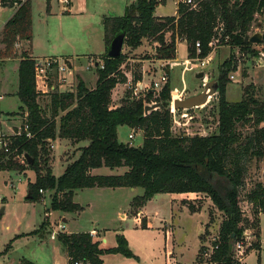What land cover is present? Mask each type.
<instances>
[{
	"label": "trees",
	"instance_id": "trees-1",
	"mask_svg": "<svg viewBox=\"0 0 264 264\" xmlns=\"http://www.w3.org/2000/svg\"><path fill=\"white\" fill-rule=\"evenodd\" d=\"M192 2L194 8L180 2L175 16L157 18L154 16L155 9L165 6V0H136L125 7L122 16L105 17V51L101 58L102 68L97 69L95 87L88 90L79 79L75 92L50 93L49 115L39 104L41 95L36 91L35 60L24 50L17 70L16 93L21 104L18 110L22 115L21 135L12 142L11 149H17V153L32 160L27 167L35 173V181L28 184V202L39 201L40 191L54 190L48 211H81V207L73 202V196L75 191L82 189L141 188L142 195L132 199L135 208L145 205L156 194L203 195L224 216L218 228V241L211 262L239 264L233 248L236 242L242 240L248 222L239 206L240 192L245 186L250 160L264 158V102L256 101L247 91L237 103L226 100L231 61L225 60L218 71L217 131L205 137L173 136L172 116L168 109L171 92L168 83L155 100H152L153 92L137 100H132L131 92H128L120 105L110 107L112 90L127 80L120 71L125 56L120 54L114 60L105 57L116 35L124 34L123 45L130 49L139 47L143 40H153L156 45L153 59L157 61L176 59L177 37L186 43L189 59H204L211 51L208 44L212 40L217 41L216 45L228 44L258 56L244 39L249 36L255 16H264V0ZM0 7H16L0 33V59L6 60L17 55L15 46L19 42L31 44V5L30 0H0ZM168 31H171V39L167 42L164 34ZM196 43L200 45L198 54L195 51ZM141 79V74L133 73L132 84ZM152 103L159 107L145 112L144 108ZM118 126L141 131V145L133 147L120 143L117 138ZM25 127L27 132L24 131ZM243 127H249L252 131L242 137L240 129ZM57 138L74 143L88 141V144L81 147L76 160L66 165L64 174L56 178L48 166V147L49 142ZM101 167L111 170L126 167L127 171L118 176L90 174L91 170ZM11 169L24 170L12 159V155L1 156L0 170ZM244 198V202L252 206L253 213L259 215L264 207V183H256L244 194ZM142 228L145 229L144 226ZM38 230L15 236L13 240L30 237ZM115 236L116 246L107 249H100V243L88 232H59L56 238L65 251L68 264H103L101 257L104 254H121L137 259L128 248L125 236ZM11 243L0 255L10 250ZM253 249L259 251V240ZM21 264L34 263L22 259Z\"/></svg>",
	"mask_w": 264,
	"mask_h": 264
},
{
	"label": "rangeland",
	"instance_id": "rangeland-1",
	"mask_svg": "<svg viewBox=\"0 0 264 264\" xmlns=\"http://www.w3.org/2000/svg\"><path fill=\"white\" fill-rule=\"evenodd\" d=\"M135 1L68 0V6H64L59 0H30L31 44L29 45L25 41L19 42L15 46L17 55L7 59L20 58L22 52L27 50L28 54L38 58V61H43L45 59L43 57H52L59 62V65L66 64L67 69L64 74L65 79H67L66 85L59 87L58 71L52 65L48 71V85H53L54 90H47L44 94L39 91L41 95L39 104L47 115L50 114L48 110L50 93L75 92L79 79L84 82L88 90L95 87L97 69L102 65L101 58L105 49L103 19L122 16L125 7L130 6ZM165 1L167 4L160 6L155 14L157 16H175L177 6L181 1ZM4 16L5 14L0 10V26ZM255 17L248 35L251 37L253 34H261L263 40L264 16L257 14ZM164 37L167 42L170 41L171 31L165 33ZM154 46H156L155 42L151 39L150 41L143 40L137 48L130 49L125 45L122 46L121 54L125 58L120 71L127 80L125 83L117 84L112 90L111 108L120 105L121 101L127 98L126 95L132 86L133 73L141 74V82L149 84L153 80L158 81L161 75L160 71H162L167 73L168 84L170 85L168 109L172 116L171 131L173 136L205 137L215 133L218 120V71L225 60H230L232 63L227 75L226 100L229 103H237L242 99L243 93L247 91L248 95L256 101L264 102L263 41L251 47L258 53L256 57L238 48H232L228 44H217L211 48L209 53H212L211 61L204 68H200L198 62L188 58L186 43L178 37L176 38V59L168 66L164 67V65L154 61ZM7 59L4 60L7 61ZM65 61H68L72 68ZM5 63V69L0 64V71L4 72L2 74L5 76L3 78H5L4 81L6 80L5 85L7 86H3L0 91H4L6 94L9 92V94L7 97L3 96V100L0 101V110L7 113L16 110L20 106V101L16 95L18 77L15 63L14 61ZM200 73L203 74V77L197 78L196 76ZM2 80L0 78V82ZM13 91L14 94L11 96ZM160 92H153L152 100H155ZM131 99L134 100L132 96ZM171 103H176L177 106H173ZM153 104H149L147 107H151ZM1 116L2 114H0V118ZM5 116L7 117L5 118L6 122L16 121L17 123L8 124L7 127L10 126L12 129L7 132L4 128V132L1 134L9 136L19 132L20 127L18 128V126L22 123V115L16 110V112ZM58 119L56 120L57 124ZM251 131L249 127L240 129L242 137L249 135ZM133 132L134 139L129 140L127 135ZM118 141L133 147L139 146L142 143V132L138 129L130 132L125 126H119ZM61 142L63 143L55 144L54 141H51L48 147L50 149L48 166H50L55 177L62 176L66 165L79 157L80 149L78 150V148L88 144V141L74 143L71 140H63ZM21 166L24 168L22 171L16 169L0 170V211L2 208L4 209L3 213H0V252H3L12 241V249L0 260V264H21L22 259L34 264H67L65 251L56 238L57 234L61 232L60 223L64 227V233H84L95 230L96 234L93 233L92 237L100 243V247L116 246L115 235L122 234L130 243L131 252L141 257L142 262L148 264V262L157 261V263H161L165 255V235L158 228L160 218L165 217L162 227L170 233L174 226V219L179 214L176 218L178 220L177 226L181 227L188 242V249L191 251L195 240L193 228L196 221L192 220L188 214L199 211H203L206 221L201 223V230L196 236L198 246L193 262L213 264L211 257L216 249L218 228L224 216L215 211L210 204L206 206L203 199L184 201L182 206L186 207L189 212L187 214L186 210L182 209L179 204L177 205L179 210L169 205L172 195L156 194L155 200L148 205V208L152 210L151 224L153 229L142 233L136 229L135 224L137 225V223H134L133 217H136L137 211L144 205L135 208L129 204L132 198L143 193L141 188H136L133 193L131 192L132 189L128 188H119L118 190L110 188L82 189L76 191L73 198V202L81 206V211L77 213L48 211L54 190L39 192V201L28 202L26 200L29 195L28 184L35 181V173L27 165ZM126 171V167L112 170L102 167L95 175L99 177L118 176ZM256 183H264V158L250 160L247 165L245 186L240 192L241 203L239 206L244 218L248 220L244 231L247 233L244 246L247 243L250 245L246 247L239 264H264V207L259 215H255L252 206L246 201L244 202V194ZM87 204L92 206L88 207ZM129 207L130 209H128ZM47 213L49 214L48 220L54 225L47 220ZM43 215L47 218H43ZM121 215L125 217H120ZM169 216L172 219L168 218ZM63 220L65 222H62ZM146 221L147 218L142 219L139 222V227H145ZM32 230H38L36 236L31 235L26 239L13 242L15 236L29 233ZM176 234L174 238H180V233L176 232ZM257 235L258 239L256 238ZM103 238L107 239V243L102 242ZM258 240L259 251L253 249ZM190 257L189 254L184 259V264H190ZM104 262L105 264H132L135 263V260L121 254H109L105 257Z\"/></svg>",
	"mask_w": 264,
	"mask_h": 264
},
{
	"label": "crops",
	"instance_id": "crops-1",
	"mask_svg": "<svg viewBox=\"0 0 264 264\" xmlns=\"http://www.w3.org/2000/svg\"><path fill=\"white\" fill-rule=\"evenodd\" d=\"M23 1V0H22ZM166 4H167V2H166ZM160 7V6H159ZM159 7H157L156 9H155V12H154V16L155 17H157V18H166L167 16H171V15H167V16H157L155 13H156V10L159 8ZM0 10H2V12H3V14H5V16H4V18H3V20H2V22H1V26H0V33H1V31H2V29H3V27H4V25H5V22L14 14V12L16 11V8L14 7V8H9V7H5V8H2V7H0ZM68 12H69V10H68ZM26 42V41H25ZM27 43V42H26ZM18 47H19V45H18ZM104 51H105V49H104ZM102 53V52H101ZM101 53H99V54H101ZM99 54H96V55H99ZM29 55V57L31 58V59H34V60H37L38 58H35V57H33L32 55H30V54H28ZM95 55V56H96ZM210 57L212 58V53L210 54ZM43 58H50V57H43ZM52 58V57H51ZM175 60V59H174ZM1 62H4V63H1L0 62V64H1V66H4V69H5V65H6V63L5 62H7V61H14V63H15V67H16V70H18V66H19V63H20V61H21V59L20 58H15V59H7V61H3V60H0ZM156 63H159L160 65H162L163 63L165 64V65H169V64H171V62L173 61V60H171V61H168V62H164V61H157V60H154ZM65 62H68V61H65ZM69 63V62H68ZM70 64V63H69ZM68 64V66H70L71 68H72V65L70 64L69 65ZM3 69V70H4ZM2 73H4V72H1L0 71V78L1 79H3L2 80V82H0V90L2 89V87L3 86H7V85H5V82H6V80L4 81V79L5 78H3V77H5ZM17 90H18V87H17ZM90 90V89H89ZM16 93H17V91H16ZM61 93V92H60ZM8 94H9V92H8ZM8 94H6V93H4V91H0V101H2L3 100V96H8ZM13 94H14V91H13V93L12 94H10L11 96H13ZM20 106H21V104H20ZM20 106H18L17 107V112H19L18 110H19V107ZM16 110H13V111H8L7 113H4V112H1V110H0V114H2V116H1V118H0V133H2V132H4L3 130H4V128L7 130V132L9 131V130H11L12 129V127H7L8 126V124H12V123H14V124H16L17 122L16 121H8V122H6L5 121V118H7L5 115L7 114H11V113H14V112H16ZM5 117H4V116ZM13 118H17V117H13ZM13 125V124H12ZM15 127V126H14ZM20 127V125L18 126V128ZM119 127V126H118ZM117 127V128H118ZM127 128V127H126ZM128 130L131 132V130L128 128ZM130 134V133H129ZM128 134V135H129ZM128 135H127V137H128ZM117 138H118V130H117ZM63 140H68V139H63ZM62 139H59V138H57L56 140H54V143L56 144V143H58V144H60V143H63V142H61V141H63ZM120 143H122V142H120ZM123 144V143H122ZM66 145H67V143H66ZM66 147V146H65ZM54 149H55V147H53ZM79 149H81V148H78V150ZM102 168V167H101ZM100 168V169H101ZM100 169H94V170H91L90 171V174L91 175H93V176H96L95 175V173H97V171L98 170H100ZM54 176V175H53ZM55 177V176H54ZM57 178V177H56ZM93 189V188H92ZM119 189V188H118ZM117 189V190H118ZM134 190L135 189H132L131 190V192L133 193L134 192ZM75 195H76V191H75V193H74V196H73V198L75 197ZM142 195V194H141ZM141 195H137V196H141ZM137 196L136 197H134V198H137ZM172 198H170L171 200L169 201V205H171L172 207H175V208H177L178 209V204L180 205V207L182 208V209H185L186 210V212H187V214L189 213L188 211H187V209H186V207L185 206H182V203L184 202V201H188V202H190L191 201V199H203L205 202H203L206 206L207 205H211V206H213V204L211 203V201L210 200H208L207 198H205L203 195H201V194H196V193H190V194H172V196H171ZM202 197V198H201ZM133 199V198H132ZM131 199V200H132ZM155 200V195H154V197L153 198H151V200L150 201H148L145 205H144V207H142V208H140L138 211H137V214H136V217H133V221H134V223H137V225L135 224V226H136V229H139L140 230V232H142V233H145V232H148V231H150L151 229H153L152 228V224H151V221H152V210L151 209H149L148 208V205L149 204H151L153 201ZM133 201V200H132ZM132 201L129 203L130 204V206H131V204H132ZM88 205V207H91L92 205L91 204H87ZM81 207V206H80ZM214 207V206H213ZM82 209V208H81ZM128 209H130V207L128 208ZM173 209V208H172ZM171 209V210H172ZM179 210V209H178ZM214 210L216 211V209L214 208ZM3 211H4V209L2 208L1 209V211H0V213H3ZM178 213V212H177ZM48 214V213H47ZM179 215V214H178ZM178 215H176V217H175V219H174V223H173V229H172V231L169 233L166 229H163V227H162V223H164V221H165V217H163V218H160V220H159V223H158V228L161 230V231H163V234L165 235V242H164V253H165V255H164V258H163V261L161 262V263H157V261H151V263L150 262H148V264H184V259L186 258V257H188L189 256V254L191 255V257L189 258V263L190 264H206V263H195V262H193V260H194V258H195V256H196V248H197V246H198V241H197V238H196V236H197V233L201 230V223H205V221H206V218H205V216H204V214H203V211L201 212V211H199V212H194V213H189L188 214V216H190L191 217V219L192 220H194V221H196V225L194 226V232H193V234H194V238H195V240H194V245L192 246V249H191V251H189V247H188V242H187V240L185 239V235H184V233H183V231H182V229H181V227L180 226H177V224H178V220H176V218H177V216ZM125 217L124 215H121L120 217ZM171 216V215H170ZM168 217V218H171V217ZM45 217V215H43V218ZM45 218H47V217H45ZM60 218V217H59ZM145 218H147V221H146V226H145V229L144 228H142V227H139V222L142 220V219H145ZM49 219V214H48V218H47V220ZM172 219V218H171ZM49 222H51L50 220H48ZM62 222H65L64 220L62 221ZM52 223V222H51ZM52 225H54V223H52ZM60 227H62L60 230H61V232L60 233H64L63 232V230H64V227H63V225L60 223V225H59V228ZM174 227H175V229H174ZM32 231H35V230H32ZM32 231H30V232H32ZM29 232V233H30ZM176 232H178V233H180V238H178V237H176V239L174 238V236H176L177 234H176ZM29 233H25V234H20V235H26V234H29ZM88 233H90V234H92V233H95L96 234V232H95V230H89L88 231ZM64 234H66V233H64ZM67 234H70V233H67ZM17 236H19V235H17ZM36 236V235H35ZM22 239H26V237H22V238H17V239H15V240H13V242L15 243V241H20V240H22ZM53 239H55L54 237H53ZM127 240V239H126ZM167 241H168V244H167ZM59 242V241H58ZM102 242H106L107 243V239L106 238H103L102 239ZM128 243V246H129V249H131V246H130V243L129 242H127ZM115 247V246H114ZM107 248H113V247H105V246H102V247H100V249H107ZM12 249V245H11V248H10V250ZM10 250H9V252H10ZM131 251V250H130ZM132 253V252H131ZM8 254V252L5 254V255H7ZM133 254V253H132ZM5 255H0V260H2L3 259V257H5ZM109 254H104V255H102V257H101V260L103 261V264H105V262H104V259H105V257L106 256H108ZM188 255V256H187ZM66 256V255H65ZM134 256L137 258V259H134L135 260V263H132V264H147V262L145 263V262H142L141 261V257H139V256H137V255H135L134 254ZM66 258H67V256H66ZM1 262V261H0ZM67 264H68V258H67Z\"/></svg>",
	"mask_w": 264,
	"mask_h": 264
},
{
	"label": "built area",
	"instance_id": "built-area-1",
	"mask_svg": "<svg viewBox=\"0 0 264 264\" xmlns=\"http://www.w3.org/2000/svg\"><path fill=\"white\" fill-rule=\"evenodd\" d=\"M61 4H63L64 6H68V0H59ZM183 4H187V5H191L192 8H194L195 6L193 5L192 0H180ZM217 41L216 40H212L208 46L210 48H213L216 45ZM199 49H200V45L199 43L195 44V51L196 54L199 53ZM210 53V52H209ZM208 53V55L206 57H204V59L199 60V58H193L191 59L194 62H198L200 68H204L205 65H207L210 61H211V57L210 54ZM165 62V61H164ZM103 64V63H102ZM54 66L57 68L58 71V85L59 87L61 85H66L67 79H65V70L67 69L66 64H61L59 65V62L56 61L55 59H51V58H45L43 61H38L35 60V68H34V77H35V84H36V91L39 93V91L44 94L47 92V90L52 91L54 90V86H50L48 85V71L51 69V66ZM165 64H162V66ZM102 68V65L99 67ZM161 75L158 81L153 80L151 81V83L149 84H145L144 82L141 81H137L136 83H133L131 88L129 89L131 92V96L133 99H140L142 97H145V95L149 92H158L162 89V87H164L167 83H168V75L165 72L160 71ZM64 76V77H63ZM40 79V82H39ZM41 84V85H40ZM26 127L24 128V131H26ZM21 135V131L19 130V132H15L13 135H3L0 133V155L1 156H9L12 155V159L14 161H16L19 165H27L26 164V160H25V156L23 154H19L17 153V149H11L12 146V142ZM128 139L132 140L134 139V132L132 134L128 135ZM0 156V158H1ZM42 191H40L41 193ZM62 227H60L59 229H61ZM93 234V233H92ZM92 234H90L92 236ZM247 237V233H244L242 240L236 242L234 244V248L233 250L235 251V258L236 260L239 262L241 261V258L244 255L245 249L246 247H248L250 245V243H247L246 246H244V240Z\"/></svg>",
	"mask_w": 264,
	"mask_h": 264
},
{
	"label": "water",
	"instance_id": "water-1",
	"mask_svg": "<svg viewBox=\"0 0 264 264\" xmlns=\"http://www.w3.org/2000/svg\"><path fill=\"white\" fill-rule=\"evenodd\" d=\"M124 34H119V35H116L113 40L111 41L108 49H107V52L105 54V57H107L108 59H111V60H114V59H117L120 57V54H121V49H122V46L124 44ZM262 41V35L261 34H253L251 37H245L244 39V42L245 43H250L251 45H258L259 43H261ZM197 78H202L203 77V74L200 73L196 76ZM171 105L173 106H177L176 103H171ZM159 105L158 104H153L151 107H145L144 110L145 112H149L151 111L152 109H156L158 108ZM25 160H26V164H31L32 163V160L29 159L28 156H25ZM30 195H28V199H29Z\"/></svg>",
	"mask_w": 264,
	"mask_h": 264
}]
</instances>
